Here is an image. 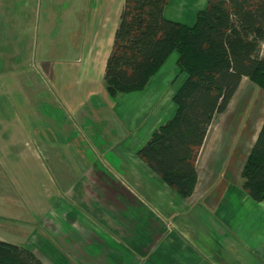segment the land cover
<instances>
[{
    "label": "crops",
    "instance_id": "1",
    "mask_svg": "<svg viewBox=\"0 0 264 264\" xmlns=\"http://www.w3.org/2000/svg\"><path fill=\"white\" fill-rule=\"evenodd\" d=\"M32 2L0 0V66L16 68L13 72L21 70L12 60L21 52L18 44L29 46L31 39L26 27L34 20L45 28L64 26L66 34L73 26L83 27L82 39L72 41L69 51L58 48L59 55L57 49L47 61L33 64L26 59L25 63L35 68L32 83L37 98L48 90V101L56 105L64 118L67 114L68 121L90 125V130L96 121L110 125V129L91 132L96 140L89 149L102 154V165L111 173L97 174L89 168L91 175L84 179V185H78L81 188L73 197L87 208L76 211L72 202H65L58 212L44 214L34 229L33 233L42 238L43 248L50 251L52 264H103L107 260L104 253L115 250L126 254L125 259L117 256V260L126 261L124 264H233L242 257L253 264H264V242H256V248L246 247L242 250L245 256H241L239 251L235 252L236 243L231 241L235 232L223 228L232 215L223 220L217 215L228 192H237L248 200V193L240 187L235 173L248 154L232 149L231 144L222 147L226 120L221 121L216 133H209L208 129L196 160V184L188 198H180L136 154L151 133L175 112L172 94L184 79L177 66L178 54L172 51L142 90L110 97L103 75L124 0H48L43 5L38 1L36 8ZM206 4L207 0H168L163 15L191 25ZM39 9L43 14L37 12ZM28 78L29 75L25 81ZM246 79L242 77L239 86ZM26 89H30L28 85ZM17 132L1 131L0 151L6 147L4 155L8 148H16L26 138V131ZM40 135L39 131L36 146L42 153L46 144L39 139ZM55 153L59 155L58 150ZM97 187L98 193V189L92 191ZM247 209L261 210L257 216L263 224L264 202L251 198ZM16 218L18 221L20 217ZM19 221L28 225L27 219L22 221L21 217ZM205 238L217 241L206 243ZM108 241L116 243V249L110 248ZM93 244L101 247V256L87 257ZM226 256L228 259L224 260ZM39 258L48 264L43 257Z\"/></svg>",
    "mask_w": 264,
    "mask_h": 264
},
{
    "label": "trees",
    "instance_id": "2",
    "mask_svg": "<svg viewBox=\"0 0 264 264\" xmlns=\"http://www.w3.org/2000/svg\"><path fill=\"white\" fill-rule=\"evenodd\" d=\"M168 0H124L103 81L110 97L142 90L168 55L184 79L173 116L136 151L180 198L194 190L196 160L216 115L242 77L264 89V0H207L191 25L166 19ZM241 187L264 202V118L241 172ZM0 264H44L30 246L0 240Z\"/></svg>",
    "mask_w": 264,
    "mask_h": 264
},
{
    "label": "rangeland",
    "instance_id": "3",
    "mask_svg": "<svg viewBox=\"0 0 264 264\" xmlns=\"http://www.w3.org/2000/svg\"><path fill=\"white\" fill-rule=\"evenodd\" d=\"M38 1H41L42 5L48 2V0H30L35 8ZM37 12L43 14L41 9ZM75 23L78 24V21ZM82 28L73 26L66 34L64 26L45 28L40 22L34 20L26 27L27 37L31 39L29 46L27 47L23 42L18 44L21 46V52L12 60L21 70L13 72L16 68L0 66V133L6 130L12 133H18L19 130L26 131L24 132L26 138L20 140L16 148H8L5 155L6 147L0 151V159L3 161L0 164V240L30 246L34 253L43 257L48 264H52L51 253L43 248L42 238L33 233L34 229L37 228L44 214L58 212L65 202H72L71 207L74 206L73 210L77 208L76 211L84 209V206L87 208L84 202L81 203L73 197L81 188L78 185H84V179L91 175L89 168L97 174L111 173L108 167L102 165V159H100L103 157L102 154H94L89 149L90 144L92 145L96 140L91 132L99 133L110 125L106 122L103 125L96 121L95 125H92L94 128L90 130V125L81 123L78 125L74 120L68 121L70 118L67 114L64 118L59 114L56 105L48 101L50 98L48 90L42 94L41 98H37V90L32 83L35 68L31 64L27 67L25 62L26 59L27 63L33 62V64L41 60L47 61L51 58L52 52L55 54L58 48L69 51L72 41L82 39L84 35ZM261 51L264 56L262 45ZM28 75L29 78L25 81ZM182 75L185 77L184 73ZM23 81L25 85L21 86ZM27 85L30 89H26ZM263 118L264 89L246 79L237 89L225 112L215 116L209 133H216L221 121L226 120L225 140L222 147L226 148L231 144L232 149L236 148L248 154ZM39 131L42 132L39 139L46 144L42 153L36 146ZM72 132L77 135H72ZM56 150L59 155H56ZM240 166L239 162L235 173L241 187L239 173L242 168ZM96 190L98 193L100 187L92 188V191ZM224 197L217 215L219 220L232 215L223 228L231 233L235 232L233 233L235 239H231L236 243L235 252L239 251L241 256H245L242 250L246 247L256 248V242H264V221L262 224V220L257 216L261 210L248 212V200H251L249 195L246 197L247 201L237 192H228L224 194ZM16 217H20L19 220L22 217V221L27 219L28 225L17 221ZM192 217L193 215L188 216V220ZM96 221L101 223V219ZM216 241V239L205 238L206 243ZM108 242H110V248L116 249V243ZM97 246L95 244L89 246L92 252L91 254L86 252L87 257L93 258L103 254L101 247L97 248ZM45 251L47 252L44 253ZM77 252L81 254L80 251ZM117 256L126 258V254L121 253V250L117 252L115 250V253L109 254L105 252L103 258L107 260L103 264L126 263L124 259L117 260ZM227 259V256L224 257V260ZM233 264H253V261L242 257L233 261Z\"/></svg>",
    "mask_w": 264,
    "mask_h": 264
}]
</instances>
